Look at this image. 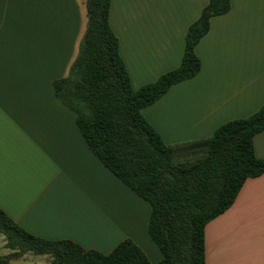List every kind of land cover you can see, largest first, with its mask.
<instances>
[{
	"label": "crops",
	"instance_id": "1",
	"mask_svg": "<svg viewBox=\"0 0 264 264\" xmlns=\"http://www.w3.org/2000/svg\"><path fill=\"white\" fill-rule=\"evenodd\" d=\"M209 2L112 0L110 26L134 90L181 65L188 29ZM87 24L85 0H0V208L41 239L105 255L131 240L158 264L150 205L93 154L53 89L68 76ZM196 53L200 73L142 112L169 146L207 139L264 105V0H232ZM254 150L264 160V131ZM205 245L206 264H264V174L208 223ZM11 253L0 235V259ZM50 262L26 254L9 264Z\"/></svg>",
	"mask_w": 264,
	"mask_h": 264
},
{
	"label": "trees",
	"instance_id": "2",
	"mask_svg": "<svg viewBox=\"0 0 264 264\" xmlns=\"http://www.w3.org/2000/svg\"><path fill=\"white\" fill-rule=\"evenodd\" d=\"M88 24L67 77L54 81L58 99L76 113L77 126L93 154L151 207L148 234L162 254L158 264H206L205 229L235 203L249 178L264 174L254 138L264 131V105L254 115L230 121L204 140L169 146L143 116L174 85L195 78L196 53L211 20L228 14L232 0H210L188 29L181 65L155 83L134 90L110 26L112 0H85ZM0 235L12 253L49 256L50 264H152L133 241L111 254L86 251L68 241L36 237L0 208Z\"/></svg>",
	"mask_w": 264,
	"mask_h": 264
}]
</instances>
